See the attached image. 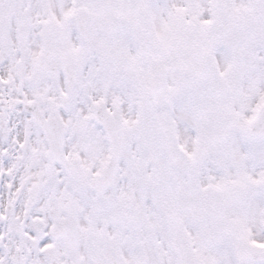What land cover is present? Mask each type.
Masks as SVG:
<instances>
[{
	"label": "snow or ice",
	"instance_id": "obj_1",
	"mask_svg": "<svg viewBox=\"0 0 264 264\" xmlns=\"http://www.w3.org/2000/svg\"><path fill=\"white\" fill-rule=\"evenodd\" d=\"M0 264H264V0H0Z\"/></svg>",
	"mask_w": 264,
	"mask_h": 264
}]
</instances>
